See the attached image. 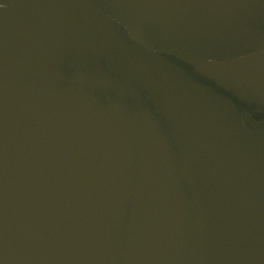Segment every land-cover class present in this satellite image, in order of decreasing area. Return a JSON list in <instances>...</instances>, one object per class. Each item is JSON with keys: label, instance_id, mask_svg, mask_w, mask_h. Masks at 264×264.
Here are the masks:
<instances>
[{"label": "water", "instance_id": "95a60500", "mask_svg": "<svg viewBox=\"0 0 264 264\" xmlns=\"http://www.w3.org/2000/svg\"><path fill=\"white\" fill-rule=\"evenodd\" d=\"M0 264H264V0H0Z\"/></svg>", "mask_w": 264, "mask_h": 264}]
</instances>
